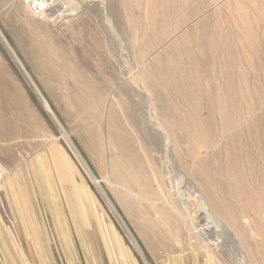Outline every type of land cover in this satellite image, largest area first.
Masks as SVG:
<instances>
[{"label": "rangeland", "instance_id": "1", "mask_svg": "<svg viewBox=\"0 0 264 264\" xmlns=\"http://www.w3.org/2000/svg\"><path fill=\"white\" fill-rule=\"evenodd\" d=\"M51 14L0 0V264H264V0Z\"/></svg>", "mask_w": 264, "mask_h": 264}, {"label": "bare ground", "instance_id": "2", "mask_svg": "<svg viewBox=\"0 0 264 264\" xmlns=\"http://www.w3.org/2000/svg\"><path fill=\"white\" fill-rule=\"evenodd\" d=\"M125 65H126V67L127 68H129V69H131V71H132V65L130 64L129 65V63H125ZM130 66V67H129ZM133 74H135V73H133ZM132 76V75H131ZM137 78H138V76H135L134 77V79H136L137 80ZM140 83H142V81H141V79H140V82H138V85L140 84ZM143 84V83H142ZM142 84H141V86H142ZM143 87V86H142ZM141 90L142 91H144L145 90V94H146V97L148 98V96L150 97V94L148 93V91L146 90V88L145 87H143V88H141ZM158 91V90H157ZM159 94H160V92H159ZM162 94H160L159 95V98L160 99H162ZM150 99V98H149ZM156 118V117H155ZM202 202V201H201ZM203 209V210H202ZM201 210L204 212V214H205V216H206V220L209 218L210 220H209V222H207V223H209L210 224V228H211V230L209 231V232H212V231H214V229L216 228V230H218V232H215V233H220L221 231H228V229L229 228H226V225L224 224V223H222V222H220L219 221V219H216V218H214L215 217V215L212 213V211L209 209V208H207V207H201ZM194 216V215H193ZM194 220V219H193ZM207 225H205V224H203V225H201V227L199 228V227H197L196 225L193 227L194 228V230L195 231H197V232H199V233H203V235L208 239L209 237L207 236V235H205L204 234V228L206 227ZM217 226V227H216ZM223 229V230H222ZM228 233V232H227ZM209 240V239H208ZM232 242H234V241H232ZM238 245V244H237Z\"/></svg>", "mask_w": 264, "mask_h": 264}, {"label": "built area", "instance_id": "3", "mask_svg": "<svg viewBox=\"0 0 264 264\" xmlns=\"http://www.w3.org/2000/svg\"><path fill=\"white\" fill-rule=\"evenodd\" d=\"M62 1L63 0H20V2L36 17L51 16L52 10Z\"/></svg>", "mask_w": 264, "mask_h": 264}, {"label": "crops", "instance_id": "4", "mask_svg": "<svg viewBox=\"0 0 264 264\" xmlns=\"http://www.w3.org/2000/svg\"><path fill=\"white\" fill-rule=\"evenodd\" d=\"M6 98H10V102L14 106V99L12 98V94L7 93ZM194 255L198 256V254H196V253L195 254L194 253H187L186 255L181 254V253H174L173 255L167 256V258H170L171 260L168 262H165L164 264H184L185 260L189 261L190 264H194V262L191 260L192 256H194ZM187 259H189V260H187Z\"/></svg>", "mask_w": 264, "mask_h": 264}, {"label": "water", "instance_id": "5", "mask_svg": "<svg viewBox=\"0 0 264 264\" xmlns=\"http://www.w3.org/2000/svg\"><path fill=\"white\" fill-rule=\"evenodd\" d=\"M1 35H2V37L4 38V40L6 41V43L8 44V46L10 47V44L7 42V40H6V38L4 37V35L2 34V32H1ZM11 48V47H10ZM13 51V50H12ZM14 52V51H13ZM15 54V53H14ZM15 56H16V54H15ZM17 57V56H16ZM18 58V57H17ZM55 116V115H54ZM55 118L57 119V117L55 116ZM58 120V119H57ZM64 133H66V131H64ZM67 134V133H66ZM75 147V146H74ZM76 149V148H75ZM78 152V151H77ZM92 175H93V178H94V180L97 182V183H99V180L94 176V174L92 173ZM99 186H100V189L102 190V192L106 195V197H107V199H108V201H109V203L112 205V202L110 201V199L108 198V196H107V194L105 193V191L103 190V188L101 187V185H100V183H99ZM113 206V205H112ZM113 208H114V210H115V212L117 213V215L120 217V219L122 220V222H124L123 221V219H122V217L120 216V214L118 213V211L115 209V207L113 206ZM124 225H125V227L127 228V230H128V232L130 233V235L132 236V234H131V232L129 231V229H128V227L126 226V224L124 223ZM132 238L134 239V237L132 236Z\"/></svg>", "mask_w": 264, "mask_h": 264}]
</instances>
